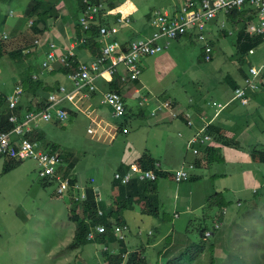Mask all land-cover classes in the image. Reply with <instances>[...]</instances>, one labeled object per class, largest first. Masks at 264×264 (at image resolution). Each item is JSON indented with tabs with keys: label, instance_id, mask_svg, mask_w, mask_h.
Segmentation results:
<instances>
[{
	"label": "rangeland",
	"instance_id": "374dc122",
	"mask_svg": "<svg viewBox=\"0 0 264 264\" xmlns=\"http://www.w3.org/2000/svg\"><path fill=\"white\" fill-rule=\"evenodd\" d=\"M5 1L0 0V23L7 17L9 26L17 22L26 26L27 6L32 0ZM43 1H52L54 4L58 0ZM174 1L176 0H132L137 10L133 14L131 26L126 29L122 26L119 36L141 37L144 33H150V17L154 11L171 8ZM41 4L43 3L37 2L36 8H40ZM123 9L129 12L128 5ZM60 10L64 11L62 6ZM69 10H75V16L78 13L74 6L65 8V11ZM11 11L12 16L9 14ZM219 16L220 20L228 21V16L223 12H220ZM37 17L36 13L32 15L33 19ZM54 19L57 18L53 16V21ZM4 28L5 26L0 24V34ZM207 31L206 41L212 42L214 49L213 60L210 62L203 60L205 42L191 35L172 41L168 49L140 61L141 73L138 79L125 82L121 90L127 109L123 117H115L110 107L102 108L97 104L103 98L102 91L108 90L109 87L102 81L97 82L100 91L97 92L95 101L99 111L96 110L94 116H98L101 126L108 129V139H103L99 131L96 135L89 132V129H94L97 125L84 113L75 117L72 115V118L61 125L43 123L40 128L45 134V143L42 145H57L56 148L63 153V157L68 159L66 164L72 166V162L74 163L79 180L92 176L102 182V206L110 204L104 190L112 188L104 183L103 178H109L123 157L132 155L141 148L143 154L162 157L161 164L171 175L158 179L159 199L153 204H158L156 206L159 214H142L143 203L135 204V211L125 213L129 225L126 243L130 250L143 248L148 264H166L162 252L166 250L168 242H174L175 235L176 242L179 243L199 241L203 224H212L213 216L219 211L218 206H207V194L214 191L225 192L229 205L225 209L222 227L206 239L208 250L194 264H236L237 261L254 264L255 261L261 260L264 253V180H258L264 179L261 177L264 172L258 169L260 164L253 162L249 156L251 150L257 148L255 145L264 146V103L261 105L254 100L251 107H245L239 99H233L236 82L231 79L235 80L234 77L237 76L234 69L237 66L234 56L236 36L221 35L218 25L209 26ZM103 43V40H99L98 45ZM30 48L33 47L30 46L27 51ZM27 51L28 54L34 53ZM3 52L6 56V52ZM41 61L39 57L37 64H41ZM1 63L2 60L0 93H3L5 98L12 93L18 78L7 64L4 69ZM250 64L257 67L264 65V49L247 56L244 68L248 70ZM18 68L21 69L22 65H18ZM49 79L50 77L47 78ZM54 80H60L68 89L72 84L61 76ZM19 85L22 83L14 89ZM138 92L139 96L136 94ZM29 97L30 94L25 91L24 103L25 98ZM231 97L234 101H231ZM197 98L203 100L206 112L207 109L211 110L212 116L203 112L210 120L221 116L224 109L214 117L216 110L206 104L208 99L222 98L228 103L227 106H236L237 109L232 111L233 116H238L232 126V131L237 132L234 137L236 143L225 147L221 152L219 149L218 160L197 171L200 174L198 180L177 182L173 175L183 164L186 151L189 159H192L194 154L191 150L184 149L182 136L177 133L175 127L158 128L150 125L155 120L150 115V108L152 103L155 104L154 107L160 105L162 99H171L179 105L189 106L196 104ZM67 106L72 107L71 104ZM141 112L147 119L138 117ZM115 131H118L117 135L112 138ZM164 136H169L168 140ZM160 138H164L165 142H160ZM230 139L233 141L232 137ZM131 162L133 160L128 163ZM21 163L20 168L7 171L9 162H5L4 158L0 159V264H107L103 260L107 254L105 251L115 252L118 248L109 249L104 245L89 243L76 250L69 249L76 231V224L69 216L72 205L55 194L56 183L48 182L44 185L39 175V165L35 160L27 159ZM92 166L98 168L88 170ZM258 173L261 176L257 179ZM90 183L95 186V183ZM249 184L251 187H247ZM252 189H258L259 192L260 201H257V208L251 204ZM187 206L189 209H186ZM204 215L210 216L206 222ZM167 231L169 232L166 233ZM149 236L157 238L159 243L146 247L148 239L141 242V238L146 239ZM188 244L182 249L187 251ZM78 254L80 258H76Z\"/></svg>",
	"mask_w": 264,
	"mask_h": 264
},
{
	"label": "built area",
	"instance_id": "2783aa9c",
	"mask_svg": "<svg viewBox=\"0 0 264 264\" xmlns=\"http://www.w3.org/2000/svg\"><path fill=\"white\" fill-rule=\"evenodd\" d=\"M110 2L111 0H96L94 2L84 0L85 10L78 18L76 37L69 47H61L55 42L48 43L40 37L35 40V46L27 52H35L37 48H43L44 43L47 42L46 50L43 49L45 56L41 65L42 70L66 71L62 73L73 87L68 89L66 85L59 84L57 90L48 94V105L45 108L25 111L21 116L13 113L9 117V121L13 124L12 129L9 131L0 130V159L35 160L39 165L40 177L49 183H56L55 194L72 205L70 210L75 209L76 204L87 199L89 186L81 183L74 176L65 175L64 167L67 164L62 158V152L52 145L44 147L38 142L32 141L28 136L30 133L40 130L43 123L61 125L67 122L74 113L72 111L81 109L80 101L89 99L100 91L97 85L98 81L112 83L117 75H120L123 83L138 79L141 73L140 61L147 56L168 49L171 42L180 37L191 35L205 42L204 59L206 62L212 61L213 46L209 41H206L208 27L218 25V32L225 34L227 31L228 35L234 33L233 28H230L231 21L220 20V12H223L225 16H231L233 12L243 11L246 16H252V19L248 20L247 32L251 36H262V43L258 47L251 48L246 56L253 55L259 49H264V0H180L176 8L155 10L150 19V24L153 27L152 33L149 36L132 39L126 46L116 38L120 30L119 25L116 23L101 25L100 20L104 17L115 16L118 23L128 24L136 8L132 0H124L114 8L108 6ZM125 5L133 8L129 12H125L123 9ZM216 16L217 20L213 24H209V20ZM32 23L31 19L29 26ZM96 24L100 25L97 32L99 40H103L104 43L99 55L90 61H84L79 58L76 49L86 45L87 32H90ZM7 36L4 34L3 38H7ZM263 68L264 65L257 67L250 64L248 66L246 76H243L242 81L234 89L233 99H239L242 105L249 104L250 94L260 90ZM121 70L123 71L121 72ZM33 78L38 79V74H34ZM102 93L103 98L100 100V104L110 107L115 117H123L126 114L124 96L113 89L102 91ZM23 95L24 87L19 85L7 97L11 110H15L19 106ZM171 103L169 100H163L158 107H163L165 111L170 112L172 118L179 119L180 116H184L190 126H195L196 119L202 121L203 126L198 128L196 134L188 142V147L192 149V152L195 155L199 154L200 149L206 147L207 143L211 141V136L206 133V126L212 124L214 119L210 120L207 115L201 114L195 109L178 111L175 107H171ZM192 103H195L194 100ZM67 104H71L72 107ZM206 104L215 108L214 117H217L228 105L224 99H211ZM152 111L153 114L157 113L156 110ZM92 121L100 126V122L94 119ZM89 132L96 135L97 129H89ZM195 169V162H187L174 173L173 177L177 182L188 180ZM134 172H138L142 179L146 178L153 182L157 178L152 170L143 171L134 163L131 165V171L123 176V183H128ZM116 176L119 177V174ZM93 181L94 179L91 180L92 183ZM186 209L189 207L187 206ZM99 213L101 214V211ZM220 226L221 223L216 222L215 229H219ZM96 230L103 232L104 227L98 225ZM123 231H128L126 226L116 228L120 239L125 237ZM205 235L208 237L212 233L206 231ZM88 238H94V231L89 233Z\"/></svg>",
	"mask_w": 264,
	"mask_h": 264
},
{
	"label": "trees",
	"instance_id": "16d2710c",
	"mask_svg": "<svg viewBox=\"0 0 264 264\" xmlns=\"http://www.w3.org/2000/svg\"><path fill=\"white\" fill-rule=\"evenodd\" d=\"M7 1L8 0H6L5 2ZM90 1L94 2L96 0H90ZM37 2L38 1H33L28 6L27 9L28 22L32 19L33 14L36 13L38 17L36 19H33V23L30 26L28 24L29 31L23 34L24 38L22 40H19L17 37L15 38L13 36L11 37L7 36V38L4 39L2 38L0 40L1 41L0 53L2 54L4 50L6 52V55L13 62L23 64L24 59L26 57H30L29 56L30 54L25 53V51L30 46H33L35 40L34 36L41 37L43 32H45L46 29L48 28L47 20L49 19L48 18L49 14L51 13V16L52 17L54 16L55 18L59 16L58 10L55 8V6L51 4L43 3L41 4L42 6L40 8H36ZM117 3H122V2L121 0H117V1L111 0L108 6L114 8L116 7ZM75 4L78 15L82 14L86 6L84 0H75ZM251 19L252 16H246V14L243 11L233 12L231 16H228V20L231 21L230 25L234 31L233 34H235L236 36V42H235L236 52L234 54L236 64L238 68L241 71H243V76H246L245 74L247 72V69L244 68V64L245 62H247L246 55L249 53V50L251 48L258 47L260 43H262V36H251L247 32L248 20ZM112 23L121 25V23H118L117 18H115L113 22H110L107 17H104L103 19L100 20L101 25L102 24L111 25ZM77 24L78 21L76 22V25ZM99 26H100L99 24L94 25L92 30L90 32H87L86 35L88 37V41L85 46L90 48L94 53H96L94 55L100 54L99 51L100 45H98L99 36L97 33ZM220 34L223 35L224 32H220ZM227 34H228L227 31H225L224 35L226 36ZM210 45L213 46V43L210 42ZM203 60L205 61L204 56H203ZM32 70H34V68H31V66L28 65L27 67L23 68V71L21 72L20 75V80L23 87L26 89L27 93L30 94V97L28 99L25 98V103L21 101V103L15 110H11L9 108L7 99H5L3 95H0V130L9 131L10 129H12L13 124L9 121V117L13 113L21 116L24 111L45 108L48 105L47 98L45 99L39 96L38 93L40 92L50 93L57 90L58 85L55 89V82L51 87L48 86V84H45L39 78L34 79ZM62 72H66V71H62ZM231 80L237 83L236 80L233 79ZM261 80L262 82H261L260 90L264 88V68H263ZM115 83H117L116 77L113 81V84ZM237 86L238 85L236 84L234 88ZM116 87L120 88L119 85H116ZM118 88H114L113 90L121 93V91ZM172 105L174 106L173 103H171V106ZM160 113L161 112H157L153 114V111H151V117H157ZM138 117L143 118L144 114L141 112L140 114H138ZM179 118L185 121L188 128L194 127L187 124V119H185L184 116H180ZM42 131L43 130H35L28 135L32 141L38 142L39 145L41 146H43L42 143H45V134ZM197 131L198 129L196 130V132ZM196 132L194 134H196ZM206 133L211 136V141L207 143L206 147H202L200 149L199 154L195 155L192 152V149L188 147V142L190 139L187 141L186 144V149L191 150V152L194 154L193 161L195 162L196 168L199 167L198 166L200 165L199 162L205 160L208 156L213 154L212 153V151L214 150L213 142L215 141V139L218 140V138L220 139L222 138V142L224 145L231 146L230 144L232 140H227L222 135L219 136V134L216 131V128L212 126V124L206 126ZM53 147H58V146L54 145ZM257 148L251 150V155L253 158H256L260 162L264 163V148L261 147H259L258 149ZM62 158L64 159V162L65 161L67 162L68 159H66L65 156L63 157V153H62ZM5 159H9L8 162H12L9 163L10 166L6 168L7 171L10 170V168L16 167L19 164L18 162H20L11 158H5ZM134 163H136V165H138L139 168L143 171L152 170L157 176L156 180L153 182L152 180L146 178L142 179L138 172H134L131 175L129 182L123 183L122 178L125 174L131 171L132 164H130L128 167H120L114 170L113 178H112V187H115L117 189L118 195L115 197L111 196V203L107 204L106 206H102V201L97 198L98 195L96 192V187H92L93 185L91 187L89 186L87 188V199L82 203L76 204L75 209H72L70 211L69 216L70 219L74 221L76 224V231L74 233L73 240L69 245V249L76 250L78 248H82L83 246L89 243L104 245L109 248V246L117 243L119 245L117 251L115 252L110 250L105 251L107 252V254L106 256H104L103 260L107 262V264H148L144 249L138 248V249L130 250L129 246L126 243L127 231L122 232L125 234V237L120 239L117 235L116 228L126 226L127 229L129 230V225L125 217V213L126 211L133 210L135 208V204L143 203L144 207L142 209V213L157 216L159 213L157 211L156 205L158 204H153V202L159 199L158 190H157L158 179L169 177L171 174L169 173V171L161 167L160 160L154 159L151 155L147 153H144L142 156H140L139 159L136 160ZM185 163H187V161ZM71 165L72 166L67 165L66 167H64L65 169L64 174L67 176H74L75 179H78V177L76 176L77 168L76 167L74 168L73 162ZM116 174H119V177H117ZM196 180H198V177L192 174L191 177L185 181H196ZM257 201H260L258 189L253 191V199L251 204L253 205L254 208L258 207ZM228 202L229 201L225 198V192H221V191L216 192L212 196H210L207 199V206L208 207L218 206L217 209H219L217 214L213 216V223L203 224L202 229L200 230V236L198 242L185 240L187 244L189 243L187 251L182 249V247H184L186 243L183 244L176 242V239H174V242L171 241L168 242L167 247H165L166 250L162 252V256L166 258L165 263L185 264L189 262L190 264H194L199 259V257H202L205 251L208 250L207 244L205 242L207 241L206 239L214 235L219 230V229H215L216 222H220L221 224L223 223V218L225 217L226 214L224 210L227 209L226 206L229 205ZM100 211L101 214L99 213ZM208 217L210 216L204 215L205 222ZM98 225H102L104 227L103 232H98L97 230L95 231V228ZM91 231H94L93 239L88 238V235ZM206 231H211L212 235L207 237L205 235ZM214 255H215V248H214ZM76 258H80V254H78ZM217 261H220V259H217ZM236 264H243V262L237 261ZM254 264H264V253L262 255L261 260L255 261Z\"/></svg>",
	"mask_w": 264,
	"mask_h": 264
},
{
	"label": "crops",
	"instance_id": "0c3cea01",
	"mask_svg": "<svg viewBox=\"0 0 264 264\" xmlns=\"http://www.w3.org/2000/svg\"><path fill=\"white\" fill-rule=\"evenodd\" d=\"M33 1H38L40 3H46L47 2V4H51V5L55 6V8L58 10V13H59V16L57 17V19H54V21H53V17L51 16V13L49 14V16H48L49 19L47 20L48 28L46 29L45 32H43L41 37L40 36H36V37L34 36L35 40L38 37H40L44 41H47L48 43L49 42H55L61 47H69L71 45V43H72V40H74V38L76 37V32H77L76 22L78 21V18H79L80 14L78 15V13H77V15L75 16V10L65 11V8L66 7L69 8L71 6L72 7L74 6V8H75L76 7L75 1L72 2L71 0H58L57 2H54V4H53V3H51L52 1H46L45 2L43 0H32V1L29 2L28 6ZM179 3H180V0H176V1H174L172 6H170V7L171 8H176L179 5ZM119 5H120V3H117L116 7H118ZM61 6H62L64 11L60 10ZM134 7L137 10V6L135 4H134ZM35 10H36V8H35ZM9 14L12 16V11L9 12ZM0 16H1V14H0ZM66 17H68V18L65 19ZM108 18H109L110 22H113L114 19H115V16H111V17H108ZM150 19H151V17H150ZM132 21H133V15L130 17V22L128 24L122 23L121 25H119V29L120 30H119V33H118L117 37L120 40V42L123 45H125V46L132 39L140 37V36H135V35H132V36H130V35H128V36H124V35L123 36H119V34L121 32V27L124 26L123 28H125V29L129 28L131 26V22ZM0 24L5 26V28L2 30V34H0V38H3V35L7 34L10 37L13 36L15 38L17 37L19 40H22L24 38L23 34L25 32L29 31V27H28L29 22L27 23L26 26L21 25V22H19V23L17 22V23H14L13 25L9 26V25H7L8 24L7 23V17H4V20ZM150 26H151V24H150ZM152 31H153V27L151 26V32L148 33V34L144 33V36H149L152 33ZM35 40H34L33 46H35ZM47 42L44 43L43 48H41V49L37 48L33 54L29 55L30 57H26L24 59L23 64H19V63L13 62L7 55L5 56L4 52L1 54L2 56L0 58V61L2 60V63H1L2 64V68L5 69L6 64H7V67H10V69L12 70V73L18 78V80L16 81V83H17L16 85L21 83V80H20L21 72L23 71V68L27 67L28 65L31 66V68H34V70H32L33 71L32 74L33 75L34 74H38V78L41 79L45 84H48V86L52 87V85L55 82V89H56L57 85L61 84L60 80H56L57 81L56 82L54 79L58 78L59 76L65 77V75L62 73V71L55 70V69L53 71H43L42 68H41L42 61H43L44 56H45L43 49L46 50ZM102 46H103V44L100 45V47H99L100 50L102 49ZM76 50H77L79 58L84 60V61H90L96 56V55H94L96 53H94L90 48H88L86 46H79V47H77ZM26 51H25V53H26ZM4 56L7 57V59H5ZM39 57H41V60H42L41 64H37V59ZM18 65H22V68L19 69ZM234 69H235V72L237 73V76H235L234 78L237 81L236 84L238 85L242 81L243 71H241L238 68V66H236ZM122 71L123 70H121V72ZM1 74H2V71H1V68H0V75ZM48 77H50L49 80H47ZM116 78H117V83H115V84H113V82L112 83H107L106 81H102V82H104L106 85L109 86L108 89L118 88V87H116V85H119L120 88H118V89L121 91L125 83H123L121 81L120 75H117ZM14 87H13L12 92L14 91ZM68 87H69V89L70 88L72 89L73 86H72V84H70V86H68ZM25 91H26V89L24 88V94H25ZM48 94H49V92L48 93L47 92L38 93L39 96H41V97H43L45 99L47 98ZM96 94L97 93L92 95V97H90L89 99H84V100L80 101L81 109L72 111V112H74L73 113L74 117L79 115L80 113H84L89 118L91 117V120L94 119L97 122H99L98 121V116H96V115L94 116L96 110L99 111V108H97V104H100V101H99V103L96 104V101H95ZM136 94H137V96H139L140 92H138ZM0 95H4V94L0 93ZM259 95H261V96H259ZM7 97L8 96H6L5 99H7ZM218 99H222V98H218ZM230 99H231V101H234V100H232V97ZM162 100H164V99H162ZM254 100H255L256 103L260 102L261 105L264 103V88L259 90V91H256V92H252L250 94V102H249L248 105H245V107L246 106L251 107L252 106L251 103H252V101L254 102ZM169 101H171L174 104V106L172 105L171 107H175V109L178 110V111H182L184 109H190L189 107H191V108L197 110L201 114H203V112H205V114H207L208 116H212L211 110L207 109L208 111L207 112L205 111V106L203 105L204 102H203V100L201 98L195 99L196 104H194V105L190 104L189 106L179 105V103L177 101H174V100H171V99H169ZM22 102H24V98L23 97H22ZM154 105H155L154 103L151 104L150 115H151V111L152 110H156L157 112L160 110L161 113L157 117H153V118H155V120L152 121V123L150 125H152L153 127L156 126L158 128H165V127L173 128V127H175V129L177 130V133L180 136H182L184 149L187 150L186 149L187 141L192 137V135L196 132V130L202 126V121L200 119H196L195 126L193 128H188V126L186 125V123H185V121L183 119L172 118L171 117L172 114L170 112L165 111V109L163 107L156 106L154 108ZM100 106L103 108L106 105L100 104ZM234 109H237L234 104L231 107L227 106L224 109V112L221 114V116H218L217 118H215V120L212 123V126H214L216 128V131L219 134V136L222 135L227 140H231L230 137L233 138V141H231V144H230L231 146L235 145L236 142L234 141V137L237 134V132L232 131L233 130V128H232L233 122L235 121V118L238 117L237 115L233 116L234 113L232 111ZM103 110L107 111L108 109H103ZM245 112H246V110H245ZM71 118H72V116H71ZM144 118L147 119V117H144ZM123 123H124V121L122 122V125H123ZM100 126H101V124H100ZM100 126L96 127L97 133L99 131V135H101L103 137V139H108L109 138L108 129H106V127H100ZM181 126H184L185 128H182ZM120 128H121V126H119V129ZM116 132H118V131H115L113 133V135L111 136L112 138L117 135ZM164 137H165L166 140H168L167 138H169V136H164ZM165 139L164 138H160V142H162V141L165 142ZM213 143H214V150L212 151L213 154L208 156L205 160L199 162L200 163V165H198L199 167H197L193 171L194 176H197L198 178H200V174L197 171H199V169H201L202 167L209 166L210 164H212V162L214 160H218L217 158H219V157H217V155H218L217 152L219 151V149H220V152H221V150L222 149L224 150L225 147H230V146H227V145L223 144L222 138L221 139L218 138V140L215 139V141ZM258 145L259 144L255 145L254 147H258ZM261 148H264V146L262 145ZM143 152H144L143 148H141L140 150H137L134 154L129 155L130 157L129 156L123 157L121 159V161L117 163V168L116 169H118L120 167H128L130 164H133L136 161V159H138L140 157V155L143 154ZM188 155H189L188 151H186V153L184 155L183 164H185L186 161L187 162H194L193 161L194 157L192 159H189V158H187ZM249 156H250V158H251V160L253 162H256V163L260 164L258 169L259 170L261 169V172H264V167L261 166V165H264V163L260 162L256 158H253L252 155H249ZM153 158L157 159V160H160V164H161L162 157H160V158L153 157ZM130 160H133V162L128 163ZM8 161H9V159H5V162H8ZM21 162H23V161L18 162L19 164L16 167L10 168V170H8V171H13V170H15L17 168H20V166L22 164ZM9 163H12V162H9ZM9 166H10V164H9ZM163 166L164 165L161 164V167L163 169H165ZM94 168H98V166L89 167L88 170H94ZM113 172L109 176V178H107V177L103 178L104 183L109 184V186H112ZM259 176H261V174L258 173L256 175L257 179L259 178ZM77 177H78V179H77L78 181H80L81 183H83V184H85L87 186H90V187L92 186V184L90 182H91L92 179H94L93 183H95V186H92V187L98 188L99 193H97V195H98L97 198L101 200V196H103V192H102L103 190L101 188V186H102V182L101 181H99L98 179H95L92 176H91V178H87L85 180H79L78 173H77ZM261 177L264 178V175H262ZM99 179H101V177ZM258 180H260L262 182L264 179H258ZM97 182H98L99 185L98 184L96 185ZM43 183H44V185H47L48 181L43 180ZM253 184H255V183H253ZM249 186L251 187V184L247 185V187H249ZM216 192H219V191H214L213 193L207 194V199L210 196H212L214 193H216ZM104 193H105L106 197L110 200V203H111V196L115 197V196L118 195V191H117V189L115 187L109 188L108 190L105 189ZM129 211H135V208L133 210H129ZM168 232L169 231H167L166 233H168ZM151 234H152V232H151ZM147 239H148V242L146 244V247H152V246L157 245V243H159V240H157V238H153L152 236H149L146 239L145 238L144 239L141 238V242H145ZM174 239H176V235L174 236ZM113 247H114V249L118 248L116 244H113V245L109 246L110 249H112ZM144 252H145V250H144ZM146 258H147V256H146Z\"/></svg>",
	"mask_w": 264,
	"mask_h": 264
},
{
	"label": "water",
	"instance_id": "95a60500",
	"mask_svg": "<svg viewBox=\"0 0 264 264\" xmlns=\"http://www.w3.org/2000/svg\"><path fill=\"white\" fill-rule=\"evenodd\" d=\"M216 20H217V16L214 17V18H211V19L209 20V24H213ZM96 192L99 193L98 188H96Z\"/></svg>",
	"mask_w": 264,
	"mask_h": 264
},
{
	"label": "clouds",
	"instance_id": "9594fccd",
	"mask_svg": "<svg viewBox=\"0 0 264 264\" xmlns=\"http://www.w3.org/2000/svg\"><path fill=\"white\" fill-rule=\"evenodd\" d=\"M184 37H186V36H184ZM183 38V37H182ZM177 40H179V39H177ZM236 88V87H235ZM94 95V94H93ZM126 111H127V109H126ZM214 121V120H213ZM213 123V122H212Z\"/></svg>",
	"mask_w": 264,
	"mask_h": 264
},
{
	"label": "bare ground",
	"instance_id": "6f19581e",
	"mask_svg": "<svg viewBox=\"0 0 264 264\" xmlns=\"http://www.w3.org/2000/svg\"><path fill=\"white\" fill-rule=\"evenodd\" d=\"M130 8H131V6H128V11H129Z\"/></svg>",
	"mask_w": 264,
	"mask_h": 264
}]
</instances>
